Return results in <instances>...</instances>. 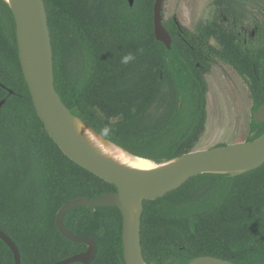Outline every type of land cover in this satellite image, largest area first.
Masks as SVG:
<instances>
[{"label":"trees","instance_id":"1","mask_svg":"<svg viewBox=\"0 0 264 264\" xmlns=\"http://www.w3.org/2000/svg\"><path fill=\"white\" fill-rule=\"evenodd\" d=\"M154 1L43 0L54 86L64 106L107 141L162 164L194 151L205 131L206 76L214 57L247 85L252 112L264 104V25L255 22L252 37L241 27L234 0H213L222 18L196 24L195 33L204 44L214 40L216 54L193 44L173 17L163 20L171 38L167 49L154 37ZM129 53L135 59L121 63ZM1 100L0 230L17 247L20 264H54L86 251L85 244L58 232L56 214L69 201L96 199L116 188L68 159L46 133L22 74L15 21L4 0ZM263 134L264 123L251 117L246 142ZM63 224L95 243L91 264H124L117 207H77ZM140 245L145 264H189L207 256L264 264V164L237 175L200 174L144 201ZM0 264H14L1 240Z\"/></svg>","mask_w":264,"mask_h":264},{"label":"water","instance_id":"2","mask_svg":"<svg viewBox=\"0 0 264 264\" xmlns=\"http://www.w3.org/2000/svg\"><path fill=\"white\" fill-rule=\"evenodd\" d=\"M4 1L9 6L15 21L18 56L22 74L36 114L41 120L46 133L68 159L116 188V192L106 193L96 199H74L65 203L58 210L55 218L58 232L73 243L85 244L87 249L82 253L54 264H91L96 255V245L91 239L76 236L64 226L63 217L71 209L77 207H117L123 218L122 244L124 264H134L136 259L129 245L130 234L133 235L134 240L136 239L141 254V261L145 264L140 245V218L144 201L161 198L165 194L181 187L190 178L200 174L237 175L257 169L264 164V134L250 142H238L212 149L191 151L162 164L181 160L179 163L151 172L138 173L128 171L101 159L88 150L75 135L66 120V115L78 120L83 125L85 124L67 110L55 90L53 52L43 0ZM163 1H154V37L156 41L170 49L171 38L163 27ZM129 3L131 5L132 0H129ZM22 43H24L26 56L23 53ZM11 93L9 91V94ZM3 103L4 100H1L0 108ZM252 117L255 123H264V104L252 113ZM85 126L93 131L87 125ZM94 133L97 134L96 132ZM122 150L125 151L124 149ZM127 153L130 154L129 152ZM129 200H140V211L131 229L129 228V210L126 203ZM0 240L11 250L14 264H20V255L17 247L1 230ZM189 264L233 263L207 256L194 259Z\"/></svg>","mask_w":264,"mask_h":264},{"label":"rangeland","instance_id":"3","mask_svg":"<svg viewBox=\"0 0 264 264\" xmlns=\"http://www.w3.org/2000/svg\"><path fill=\"white\" fill-rule=\"evenodd\" d=\"M213 0H164L163 20L175 18L185 29L191 42L205 47L214 55L218 48L214 40L204 44L195 33L196 24L222 18L221 9L211 5ZM234 9L241 14V27L248 34L255 22L264 25V0H234ZM229 22L224 23L229 28ZM206 76L208 87L205 131L195 150H206L246 142L252 117V102L247 85L236 71L214 57Z\"/></svg>","mask_w":264,"mask_h":264},{"label":"bare ground","instance_id":"4","mask_svg":"<svg viewBox=\"0 0 264 264\" xmlns=\"http://www.w3.org/2000/svg\"><path fill=\"white\" fill-rule=\"evenodd\" d=\"M21 46L24 56H26L24 43H22ZM66 120L75 135L81 140V142L88 150L93 152L101 159L128 171L138 173L157 171L167 166L177 164L181 161L175 160L167 164H156L146 159L134 157L123 151L119 147L106 141L99 135L95 134L78 120L73 119L68 115H66ZM126 203L129 210V228L131 229L140 211V200H129L126 201ZM129 245L131 247L132 254L136 257L134 264H143V262L141 261V254L138 243L136 242V239H133L132 234H130L129 236Z\"/></svg>","mask_w":264,"mask_h":264},{"label":"clouds","instance_id":"5","mask_svg":"<svg viewBox=\"0 0 264 264\" xmlns=\"http://www.w3.org/2000/svg\"><path fill=\"white\" fill-rule=\"evenodd\" d=\"M142 51V50H140ZM135 59L134 55L129 53L127 55H124L122 58H121V63L123 64H128L129 62L133 61Z\"/></svg>","mask_w":264,"mask_h":264},{"label":"flooded vegetation","instance_id":"6","mask_svg":"<svg viewBox=\"0 0 264 264\" xmlns=\"http://www.w3.org/2000/svg\"><path fill=\"white\" fill-rule=\"evenodd\" d=\"M226 22H227V20H226V18H224V20H223V24L226 23ZM227 23H228V22H227ZM254 29H255V28H254ZM250 35H251L252 37H254L255 32H254V31L250 32Z\"/></svg>","mask_w":264,"mask_h":264}]
</instances>
